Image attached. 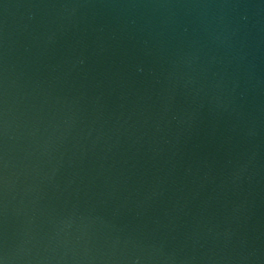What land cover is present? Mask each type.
Returning <instances> with one entry per match:
<instances>
[{"label": "water", "instance_id": "95a60500", "mask_svg": "<svg viewBox=\"0 0 264 264\" xmlns=\"http://www.w3.org/2000/svg\"><path fill=\"white\" fill-rule=\"evenodd\" d=\"M0 264H264V0H0Z\"/></svg>", "mask_w": 264, "mask_h": 264}]
</instances>
